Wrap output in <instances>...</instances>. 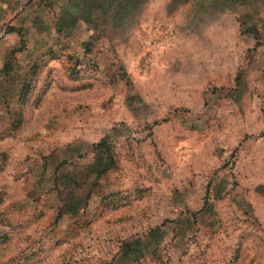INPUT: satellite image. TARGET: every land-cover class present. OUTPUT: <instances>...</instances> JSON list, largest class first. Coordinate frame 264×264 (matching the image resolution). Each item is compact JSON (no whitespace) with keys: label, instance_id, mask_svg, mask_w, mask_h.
I'll return each mask as SVG.
<instances>
[{"label":"rangeland","instance_id":"rangeland-1","mask_svg":"<svg viewBox=\"0 0 264 264\" xmlns=\"http://www.w3.org/2000/svg\"><path fill=\"white\" fill-rule=\"evenodd\" d=\"M0 264H264V0H0Z\"/></svg>","mask_w":264,"mask_h":264},{"label":"trees","instance_id":"trees-1","mask_svg":"<svg viewBox=\"0 0 264 264\" xmlns=\"http://www.w3.org/2000/svg\"><path fill=\"white\" fill-rule=\"evenodd\" d=\"M10 31H15V30H14V28H11ZM105 144H106L105 140H101L100 143L98 144V146L99 147L104 146L105 147L104 151L107 152L108 149H107Z\"/></svg>","mask_w":264,"mask_h":264}]
</instances>
